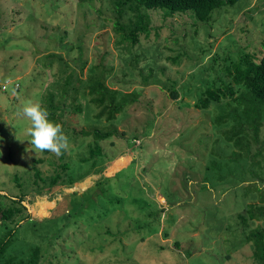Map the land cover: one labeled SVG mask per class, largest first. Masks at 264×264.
<instances>
[{"label": "rangeland", "instance_id": "rangeland-1", "mask_svg": "<svg viewBox=\"0 0 264 264\" xmlns=\"http://www.w3.org/2000/svg\"><path fill=\"white\" fill-rule=\"evenodd\" d=\"M149 15L158 38L154 29L149 37L142 33V47L130 49L118 43L110 0H0V209L13 206L6 198L16 199L19 192L39 222L51 212L78 209L71 208L77 220L60 228L63 236L42 264H256L240 215L250 204L264 212L260 193L252 182L245 200L248 184L213 187L205 181L210 160L230 158L237 149L224 135L234 123L217 128L216 118L238 105L228 92L223 105L208 109L197 107V99L224 85L245 91L225 70L246 54L262 57L264 0H240L196 25L187 15ZM153 44L161 48L157 61L166 69L161 83L144 85L138 72L131 77L127 59L131 52L143 54L140 71ZM72 74L87 82L76 99L63 96ZM99 78L107 96L91 91ZM167 78L175 82L177 99L164 87ZM51 96L54 107L63 102L65 107L51 108ZM101 97L108 99L100 105L94 100ZM28 101L63 126L70 143L64 156L27 151L29 122L20 110ZM97 130L113 136L98 139ZM261 137L264 141V127ZM97 146L101 155L93 156ZM65 163L75 170L74 184L38 193L52 176L65 177ZM32 225L19 226L16 243L22 234L36 239ZM250 227L264 230V215Z\"/></svg>", "mask_w": 264, "mask_h": 264}, {"label": "trees", "instance_id": "trees-1", "mask_svg": "<svg viewBox=\"0 0 264 264\" xmlns=\"http://www.w3.org/2000/svg\"><path fill=\"white\" fill-rule=\"evenodd\" d=\"M98 0H80L84 4H90ZM240 0H110L111 10L116 15L113 21L116 34L120 41L118 43L127 42L132 49L136 45L140 44V34L145 33L147 37L150 36L151 31H156L158 38L159 28H151L150 11L161 12L163 17L175 18L177 16L187 15L192 20V25H196V22H209L212 19L213 13L220 8L235 6ZM188 22L184 23L183 28H186ZM173 35L177 34L174 30ZM184 36H182L183 38ZM159 44V43H157ZM156 44V45H157ZM155 44L150 46L147 51L152 53L150 60L147 64L138 70V63L141 59V53L131 52V56L127 59L129 62V73L131 77L136 76L138 72L142 77L144 85H150L152 83H161V73H164L166 67L160 66L157 56H159L160 47H154ZM142 47V45H139ZM262 57L246 54V56L240 58V62L235 63L226 68V74L231 77L232 83L243 88L245 91L238 94L234 88L229 86L218 87L215 90L206 89L197 99V107L208 109L212 104L223 105V97H227V92L230 94V100L237 103L238 107H241V112L238 107L229 111L226 115L221 114L216 118V126H228L234 123L231 131L224 133L228 140V144L233 143L237 148L232 153V156L227 159H213L210 160V165L207 167L205 181L210 186L217 187L222 184H233L238 187L241 184H248L244 187L242 199H247L252 191L253 182L256 187V193H260L259 196L264 204V141L262 140L261 133L264 127V45ZM61 59V58H60ZM62 60V59H61ZM175 61V58H173ZM103 61L100 63L102 64ZM65 64V63H64ZM67 68L70 66L65 65ZM85 64L81 67L83 68ZM62 71L65 73V70ZM124 73V72H123ZM125 74V73H124ZM104 78L98 79L95 84H90L91 91H102L103 96H107V93L103 86ZM76 84V86H75ZM87 82L82 81L80 78L72 74L67 77L64 82L63 96L64 98L71 97L73 95L77 98L80 90H84ZM175 82L169 78L164 82V87L170 89L171 97L177 99L179 97L178 90L174 87ZM119 93V92H118ZM120 94V93H119ZM237 95V96H236ZM108 98L101 97L95 99L98 104H104ZM51 103V108L58 110L65 107V102L61 105L54 107L53 97L48 99ZM112 105H115L113 100ZM111 105V104H110ZM124 109V105H121L119 110ZM80 112L77 108L75 113ZM83 134V133H82ZM95 135L98 139H107L113 136L112 133H102L101 131H95ZM65 155V152L63 156ZM93 156L101 155V149L97 146L92 150ZM88 160L84 161L87 164ZM98 161L93 162L92 167L96 166ZM63 171L65 177L60 173L52 176L50 183L46 186H40L38 193H52L54 189L60 185L69 184L73 185L75 182V170L71 168L69 163L63 165ZM36 177L41 181H45L37 171ZM18 185L23 187L17 179ZM66 182V183H65ZM37 183V182H36ZM259 183V185H257ZM262 184V185H261ZM18 197L6 198L11 201L13 206H9L5 210L0 209L2 216V225H0V233L2 230L9 228V224L13 223V227L8 230L5 237L0 239V264H42V260L48 259V252L56 246L57 239H60L62 235V229L68 228V226L74 224L76 218L72 217V212L77 211L75 207L65 208L63 212H54L49 216L43 218L45 221H36L32 218L31 213H28V208L25 204L26 194L19 192ZM3 195L0 194V199ZM67 207V206H66ZM69 207V206H68ZM96 207V204H95ZM256 210L254 204L248 205L244 214L240 215L245 229L244 239L253 248V259L256 264H264V230L263 229H251L252 223L264 212ZM68 210L69 212H65ZM26 211L27 213H25ZM258 213V214H257ZM57 214V215H56ZM77 216V215H76ZM31 222V231L36 235V239L33 241L27 240V234H22L18 243H16L15 236L18 234V228L25 222ZM103 224V223H102ZM62 228V229H60ZM91 231L93 230L92 227ZM248 230V233H247ZM22 240V241H21ZM46 255H45V254Z\"/></svg>", "mask_w": 264, "mask_h": 264}, {"label": "clouds", "instance_id": "clouds-1", "mask_svg": "<svg viewBox=\"0 0 264 264\" xmlns=\"http://www.w3.org/2000/svg\"><path fill=\"white\" fill-rule=\"evenodd\" d=\"M16 95V89L11 90ZM21 115L29 122L27 135L30 137V148L27 151L35 153L50 152L61 156L69 149V137L60 123L49 119V112L39 103L26 102L21 110Z\"/></svg>", "mask_w": 264, "mask_h": 264}, {"label": "built area", "instance_id": "built-area-1", "mask_svg": "<svg viewBox=\"0 0 264 264\" xmlns=\"http://www.w3.org/2000/svg\"><path fill=\"white\" fill-rule=\"evenodd\" d=\"M5 88H6V86H5Z\"/></svg>", "mask_w": 264, "mask_h": 264}]
</instances>
